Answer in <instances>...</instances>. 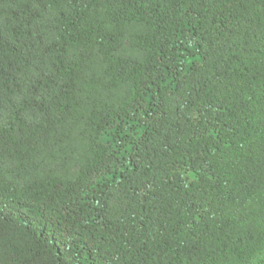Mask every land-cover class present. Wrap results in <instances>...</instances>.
I'll use <instances>...</instances> for the list:
<instances>
[{"label":"trees","instance_id":"1","mask_svg":"<svg viewBox=\"0 0 264 264\" xmlns=\"http://www.w3.org/2000/svg\"><path fill=\"white\" fill-rule=\"evenodd\" d=\"M0 264H264V0H0Z\"/></svg>","mask_w":264,"mask_h":264}]
</instances>
